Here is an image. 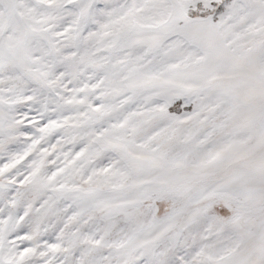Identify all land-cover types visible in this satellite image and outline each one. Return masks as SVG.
Listing matches in <instances>:
<instances>
[{
    "label": "snow or ice",
    "instance_id": "6c2138e0",
    "mask_svg": "<svg viewBox=\"0 0 264 264\" xmlns=\"http://www.w3.org/2000/svg\"><path fill=\"white\" fill-rule=\"evenodd\" d=\"M0 264H264V0H0Z\"/></svg>",
    "mask_w": 264,
    "mask_h": 264
}]
</instances>
